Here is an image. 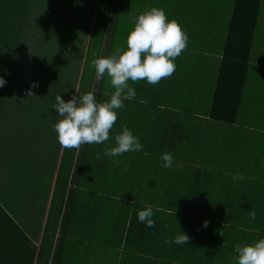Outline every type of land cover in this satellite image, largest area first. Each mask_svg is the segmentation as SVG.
Segmentation results:
<instances>
[{
    "label": "rangeland",
    "instance_id": "obj_1",
    "mask_svg": "<svg viewBox=\"0 0 264 264\" xmlns=\"http://www.w3.org/2000/svg\"><path fill=\"white\" fill-rule=\"evenodd\" d=\"M210 1L200 0L203 7L185 9L179 6L182 0L98 3L78 95L92 89L97 103L110 101L115 92L110 77L105 73L97 79L92 61L100 58L106 42L104 57L117 48L127 50L134 16L152 8L163 9L168 21L181 25L189 42L173 61L177 67L170 78L157 85L129 80L136 97L124 101L123 108L114 109L117 121L109 139L102 144H84L76 183L92 189L93 194L100 189L107 198L90 200L93 206L101 204L94 199L103 201L102 219L72 220L64 245L70 264H235L237 244L253 245L264 239V0L247 78V89L251 91L257 84V91L247 93L252 104L240 115L241 124L246 121L254 127L249 139L230 130L221 138H192L197 132L203 134V130H196L202 128L197 124L205 123L210 113L219 73L214 62L216 49L221 42L225 46L235 4V0ZM123 127L139 138L143 149L113 158L104 156L106 149L117 146L115 137ZM207 130L214 133L213 128ZM74 150L67 149L59 190L65 189ZM166 152L174 157L171 169L163 167L161 156ZM174 170L184 172L179 175ZM238 173L244 179L234 181L232 177ZM129 203H134L131 219H127ZM149 206L157 222L152 228L137 219L138 212ZM55 209L54 205L48 231L57 223ZM251 210L256 212L255 220L248 215ZM205 221L209 222L206 228ZM181 232L189 235V244L164 243L166 238L174 241ZM224 242L226 247L222 248ZM49 254L45 243L39 264H46Z\"/></svg>",
    "mask_w": 264,
    "mask_h": 264
},
{
    "label": "crops",
    "instance_id": "obj_2",
    "mask_svg": "<svg viewBox=\"0 0 264 264\" xmlns=\"http://www.w3.org/2000/svg\"><path fill=\"white\" fill-rule=\"evenodd\" d=\"M100 1L0 0V77L7 81L0 88V264H39L45 243L48 254L51 246L46 264H65L68 260L64 245L72 220L102 219L103 201L94 199L101 204L93 206L92 198H107L105 194L100 189L93 194L92 189L76 183L85 155L84 144L74 150L65 189L59 190L67 149L59 144L53 127L62 119L53 109L55 97L60 95L67 102L79 94ZM199 4L200 0H182L179 6L198 8ZM103 46L100 58L106 54L107 42ZM218 48L214 62L220 69L222 42ZM250 61L236 122L226 124L211 120L209 115L201 116L207 121L196 123L202 127L196 130H203V134L197 132L192 138H221L228 130L251 138L254 127L246 121L240 123L241 111L248 112L252 104L247 93L257 91V79L252 81L255 84L252 90L247 89ZM32 83L39 84L31 89L38 98L25 96ZM90 92L95 96L94 90ZM208 128H213L214 133ZM173 172L181 175L184 171ZM133 186L137 188L134 183ZM129 204L127 219L134 214V203ZM54 205L57 223L48 231Z\"/></svg>",
    "mask_w": 264,
    "mask_h": 264
},
{
    "label": "clouds",
    "instance_id": "obj_3",
    "mask_svg": "<svg viewBox=\"0 0 264 264\" xmlns=\"http://www.w3.org/2000/svg\"><path fill=\"white\" fill-rule=\"evenodd\" d=\"M128 14L131 16V11ZM132 22L135 26L127 37V50L117 48L112 55L92 61L97 79H101L105 73L110 77L111 86L115 89L110 101L97 103L92 92L73 95L67 102L60 95L55 97L53 109H56L62 119L53 127L58 134L57 139L61 147L79 150L83 144L104 143L109 139L110 130L117 121L114 109L123 108L124 101L136 97L135 89L128 84L129 80L133 83L146 80L150 85H157L162 79L170 78L175 73L177 66L173 61L186 49L189 42V37L181 25L176 20L168 21L165 11L158 8L134 16ZM6 84L7 81L0 77V88ZM37 87L38 83H32L25 96L36 97L31 89ZM115 140L117 146L106 149L104 156L113 158L126 152H138L143 149L139 138L127 127H123L122 133L117 135ZM101 158L100 153H97V159ZM161 160L166 169H171L175 162L173 155L167 152L162 154ZM232 179L243 180L244 176L238 173ZM248 215L250 219H256L254 210L249 211ZM137 219L146 227L155 226L150 206L138 212ZM208 225L209 222L205 221L203 227L206 228ZM220 235L223 236L222 231ZM173 242L177 245L189 244L190 237L181 232L174 237V241L167 238L164 240L165 244ZM224 247L226 242L222 248ZM234 251L238 254L233 257L235 264H264V239L253 245L237 244Z\"/></svg>",
    "mask_w": 264,
    "mask_h": 264
},
{
    "label": "trees",
    "instance_id": "obj_4",
    "mask_svg": "<svg viewBox=\"0 0 264 264\" xmlns=\"http://www.w3.org/2000/svg\"><path fill=\"white\" fill-rule=\"evenodd\" d=\"M261 0H235L209 117L234 124L244 90Z\"/></svg>",
    "mask_w": 264,
    "mask_h": 264
}]
</instances>
